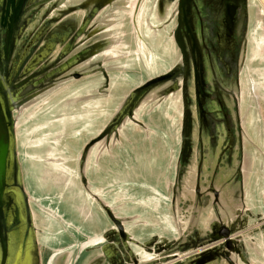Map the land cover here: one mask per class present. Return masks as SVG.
I'll return each instance as SVG.
<instances>
[{
    "label": "rangeland",
    "instance_id": "374dc122",
    "mask_svg": "<svg viewBox=\"0 0 264 264\" xmlns=\"http://www.w3.org/2000/svg\"><path fill=\"white\" fill-rule=\"evenodd\" d=\"M210 1L197 0L202 15L192 14L194 31L208 46L203 53L204 86L209 96L203 103L208 114L201 128L204 150L201 191L206 189L210 175L217 176L214 186L223 190L218 202L230 196L231 204L237 206L244 202L246 184L242 172L264 171V122H261V116L264 120V0H238L236 24L232 19L236 0L233 4L227 3L222 17V11L216 10ZM134 2L117 0L112 6L107 4L103 7L106 11H99L95 21L121 30L116 56L120 65L121 59L132 65L127 76L122 75L131 77L125 89L180 62L173 39L177 0H138L131 14ZM31 13L33 20L21 33L15 58L20 57L21 47L31 42L30 38L36 35L35 28L44 22L40 10ZM51 14L57 17V22L66 19L58 16V10L46 16ZM220 17L222 28L216 36ZM71 19H77L76 15ZM233 28L235 47L220 45L217 38L221 44L233 43ZM132 40L134 43L130 44ZM59 49L60 45H55L53 53ZM51 58L45 59L46 62ZM69 72L21 100L13 110L16 158L42 264H86L90 261L88 256L97 253L103 264H191L207 248L225 249L222 241L210 239L206 223L213 216L222 219L221 210L218 213L212 209L210 195L199 199L195 193L199 113L192 85L189 97L193 120L191 153L182 171L179 78L152 89V101L145 109L154 112L150 113L153 115L151 126L139 130L133 125L129 129L136 144L118 140L114 146L100 141L81 163L85 142L94 131L90 122L93 118L84 114L78 105L77 81ZM214 77L232 94L214 91ZM174 84L176 89L171 87ZM218 97L227 106L232 146ZM106 109L109 106L102 109L104 121L109 115ZM237 117L242 150L238 143ZM229 153L233 155L230 158ZM239 155L245 159L240 157L238 162ZM155 156L160 158L158 162L152 160ZM240 162L239 191L231 177H225L221 171L212 173L219 168L233 174ZM151 171H158L160 175L150 176ZM259 205L261 207L249 215L248 224H242L237 234L247 264H264V206L260 201ZM105 207L123 223L125 241ZM230 226L233 229V224ZM98 246L104 248V254ZM233 256L237 264H245L246 259L242 262L235 253ZM215 262L227 264L219 257ZM90 264L96 262L90 261Z\"/></svg>",
    "mask_w": 264,
    "mask_h": 264
},
{
    "label": "water",
    "instance_id": "95a60500",
    "mask_svg": "<svg viewBox=\"0 0 264 264\" xmlns=\"http://www.w3.org/2000/svg\"><path fill=\"white\" fill-rule=\"evenodd\" d=\"M51 0H1L0 11V27L5 28L4 44L0 50V71L4 74V83H1L0 79V264H6L7 243L9 236L14 238V241L18 243L20 239V225L21 219L19 216L18 206L15 201V194L13 191H8L11 187H17L21 196V207L24 212V218L26 228L30 231L32 236L31 240L34 245L32 254V264H39V252L37 249V243L33 234V226L31 224V213L27 204V196L21 184V177L19 173V165L16 158L15 150V127L13 110L16 104L13 102L24 100L30 95L35 94L41 87L46 86L49 82L54 81L56 77L69 72V76L77 78L80 76V72L75 69L80 64V61L86 59L88 49L86 47L80 48L82 43L79 42V37L85 34L87 27L92 23L94 14L105 7L107 2L103 0H87L92 4L88 9L86 16H84L81 22L77 26H73L71 22L66 19H71L72 16L78 17L82 10L83 4L75 3L72 6L67 7L64 10L55 9V5L46 13L43 14L44 22L36 27V35L32 41L23 49L26 51L28 46L34 41L32 50L28 53H24L25 57L20 62L19 66L15 69L11 68V61L14 56V50L16 48L17 40L21 34V23L26 13L39 5H42ZM74 1V0H73ZM189 0H179L177 7L178 10V25L174 31V40L179 47L182 54V64H175L169 70L152 78H149L142 84L133 88L116 112L112 119L102 128V130L89 140L83 147L80 160L85 161L88 150L98 141L108 137L112 132L118 129V126L125 117L132 118L133 111L138 102L155 86L166 81L175 79L179 74L182 75V104H183V117H182V133H181V155L185 157L191 130V114L187 101L188 87L187 80L189 76V61L187 57V51L185 44L181 36V24L183 19V12L185 10L184 4ZM138 2V0H137ZM136 2V3H137ZM134 5V11L137 4ZM99 4H101L99 6ZM133 7V6H132ZM131 7V8H132ZM60 17H65L57 22V17L53 14L46 16L48 12L57 11ZM78 13V14H75ZM182 13V17H181ZM74 20V19H72ZM76 20V19H75ZM74 20V21H75ZM185 22V21H184ZM68 24L70 29L65 35L63 26ZM186 24V22H185ZM51 26L57 29H50ZM54 33L55 36H52ZM65 37L63 38V36ZM59 41V42H58ZM59 44L60 49L56 53V58L47 63L45 59L53 57V48ZM93 46L95 44H92ZM98 46H96L97 48ZM95 48V47H94ZM21 50V49H20ZM22 51V50H21ZM21 55H23L21 53ZM20 55V56H21ZM46 63V64H45ZM44 64V65H43ZM103 74V78L107 84V75L104 69L99 68ZM172 87H176L175 84ZM10 95L7 96V94ZM3 102V103H2ZM84 176L82 175V178ZM198 190V188H196ZM105 211L110 220L116 226L123 241L126 239V232L124 231V225L121 220L113 214L109 207H105ZM14 215L13 223L8 224V220ZM27 229L25 230L24 239L27 237ZM233 229L228 227L223 222L215 220L210 225V239L212 241H222L225 246V250H213L207 248L200 252V258L197 260V264H204L210 262L215 256L220 255L226 259L229 264H235L230 257L231 251L239 252V255L244 259L240 253V249L236 243L239 239L234 240L232 237ZM12 233V235H9ZM25 247V241L23 240V248ZM247 262V261H245ZM11 264V263H9Z\"/></svg>",
    "mask_w": 264,
    "mask_h": 264
},
{
    "label": "crops",
    "instance_id": "0c3cea01",
    "mask_svg": "<svg viewBox=\"0 0 264 264\" xmlns=\"http://www.w3.org/2000/svg\"><path fill=\"white\" fill-rule=\"evenodd\" d=\"M104 2H107V4L111 5L114 4L117 0H103ZM135 2L132 4L133 10L134 5L137 2V0H134ZM75 3H81L83 4L82 10L80 13H83L81 16H78L77 19L74 21L72 19H66L71 22V24L74 26H77L82 18L86 16L88 9L92 6L90 5L91 2L87 0H51L50 2H46L42 5H39L36 8H33V10H37L41 12V16H43L44 13L49 11L54 5L55 9L64 10L69 6H72V4ZM137 4V3H136ZM107 7V5H105ZM107 8L99 11H106ZM132 9V8H131ZM97 11L94 14L92 23L87 27L85 34L81 35L79 37V42L82 43V46L80 48L86 47L88 49L87 51V58L80 61V64L76 66L75 69L78 72H80V76L75 78L77 81V101L78 105L81 106L84 110V114H88V117H92L93 121H90L92 123L93 127V134L89 136L85 144L91 140L94 136H96L102 128L112 119V117L116 114V112L119 110V108L122 106V104L125 102L127 97L129 96L131 90L135 88L136 86L140 85L141 83H138L136 85L130 84V86L126 88L128 84V78L131 80V77L128 76L127 78L122 76H127V71L129 72L132 69V65L127 60L121 59L122 65L119 64V58L117 55V49H119V37L118 33L121 32V30H117L112 25H105V24H97L95 23L97 16L99 15V12ZM110 11V9L108 10ZM133 14V11L132 13ZM102 15V14H101ZM64 21V19H63ZM33 27V24L31 25ZM36 29V28H35ZM132 34H134L135 29L134 27L131 29ZM133 38V36H132ZM134 40L130 41V44L134 43ZM92 44H95L94 46ZM96 46H98L96 48ZM95 47V48H94ZM121 49V48H120ZM125 62V66H123V62ZM99 68H103L106 75H107V84L106 81L103 78V74L100 71ZM70 73V72H69ZM163 72H160L158 74H161ZM156 74V75H158ZM130 75V74H129ZM154 75V76H156ZM153 76L149 77L152 78ZM125 78V82L123 81ZM147 78L146 80H148ZM144 80V81H146ZM143 81V82H144ZM123 82V83H122ZM151 92L153 90L151 89L136 105L133 111V117H125L120 125L118 126V129L114 132H112L108 137L100 140L102 142L107 141L108 145H116L117 141L119 140L124 141L126 143H132L136 144L135 138L131 137V132L129 129H132L134 126H136L139 130L147 129L151 126V122L153 121V115H150L151 111L150 108L148 110H145L146 107L149 105V103L152 101V96H150ZM108 101V103H107ZM105 103V104H104ZM105 106L109 109L105 110V113L109 112V115L105 117V121L103 120L102 116V109ZM142 112V115L140 116V112ZM262 112V111H261ZM154 113V112H153ZM108 114V113H107ZM86 115H84L85 117ZM264 118V117H263ZM91 119V118H90ZM261 122H264L261 116ZM134 125V126H133ZM117 135L116 138H114L112 135ZM263 137H261L262 139ZM100 141L96 142L88 151L87 156L89 155V152L95 147L96 144L101 143ZM105 143V142H104ZM86 156V158H87ZM156 158H152V160H156L157 162L160 160L158 156H155ZM255 157H257L255 155ZM254 157V162L255 158ZM149 160V159H148ZM244 177V183L246 184L244 186V195L243 200L241 204L237 206H233L231 204L230 199L231 197L228 196V198L224 202H220V210L222 213V221L227 225H234V232L232 233L233 238H237L238 230L241 228L240 226L242 224H248V218L251 213H254L258 208L261 207L259 204V201L264 206V171L262 169L260 170H248V172H242ZM150 176H159L160 174L154 171H151L149 174ZM238 190V187H237ZM239 191V190H238ZM220 194H222L223 190H219ZM237 200H240L237 195ZM254 210V211H253ZM247 213L246 216H242L244 213ZM243 218L244 221L241 222L240 219ZM210 224H207V226ZM195 226L197 227V224L195 222ZM239 241V240H238ZM101 252L104 254V248H101ZM100 255L92 254L88 256L90 261L100 262ZM96 258V259H95ZM89 260L86 261V264H90ZM99 264H103L100 262Z\"/></svg>",
    "mask_w": 264,
    "mask_h": 264
},
{
    "label": "flooded vegetation",
    "instance_id": "af4514ba",
    "mask_svg": "<svg viewBox=\"0 0 264 264\" xmlns=\"http://www.w3.org/2000/svg\"><path fill=\"white\" fill-rule=\"evenodd\" d=\"M196 1L197 0H189V1H187V3L184 4L185 10L183 12V19L181 21L182 22V24H181V36H182L184 44H185V49L187 51V57H188V61H189V76H188V80H187V87H188V89H187V91H188L187 101H188L190 114H191V130H190V136H189V144H188L187 152H186V155H185L184 158H182V155H181V143H180V161H182V163H181V171L183 170L185 162H186V160L188 159V156L191 153L190 137H191V133H192V126H193L192 122H193V120H192V112H191V105H190V98L189 97H190V91H191V88H192L193 94H194V97H195V100H196L197 108H198V113H199V132H198L199 159H198V163H197L196 177H195V179H196L195 190H196V188H198V190H196L195 193L198 195L199 199H201V198H203V197H205L207 195H210V204L212 203L211 204L212 209H216V211L219 213L220 205H219V208H218V204L217 203L220 204V201L218 202V196H219L220 192L214 186V181L216 180L217 176H213L212 177V175H210V179L208 181V184H206V187H205L206 189L204 191H201V189H202L201 180H202L203 175H204V174H202L203 173L202 172V165H203V161H204V150H203V143L201 141V128H202L203 124L204 125L206 124V122H207V114H208V111L204 108L203 103H204V99L207 96H209V94L205 91V86H204L205 85V77H204L205 64H204L203 53L208 48V46H207L206 42L203 40L204 38L197 36V34H196V32L194 31V28H193V25H194L193 20H192L193 12L196 15L198 13H199V15H202L201 14L202 11L200 10V8H199V6H198ZM210 2H211L212 5H214V8H216V10L222 11L221 14H220V16L222 17L223 15H225V6L227 5V3L229 2V3L233 4V3H235V0H211ZM178 4H179V0H177V7H178ZM239 4H240V1L236 0V3L234 5V7H233V13H232L233 14L232 15L233 21H234V15H235L236 9H237ZM0 11H1V3H0ZM32 11H34L33 8L30 9L26 13L25 17L23 18L22 23H21L22 27H21V30H20L21 33L23 32V29L26 27L27 24H31V22L33 20L32 19L33 14L31 13ZM27 14H29V15H27ZM176 17H177V21H176V25H175L174 31L177 28V25H178V22H179L178 21V10H177ZM181 17H182V13H181ZM221 17L219 19L218 30L215 31L216 32V36H218V32L222 28ZM184 21L186 22V24H185ZM234 23H235V21H234ZM234 28H235V26H234ZM234 28H233V31L231 33V37H233L234 41H233V43L231 45L228 44L227 41H225V43L221 44L219 42L218 38H217V42L220 45H222V46H230V48L235 47V44H234L235 43ZM174 31H173V35H174ZM20 36H21V34L18 37L17 44L19 42ZM33 37L30 38L31 39L30 41H32ZM4 38H5V28L0 27V50L2 48V45L4 44ZM173 39H174V36H173ZM34 43L35 42L33 41L31 43V45L28 46L26 51H24L23 49H25V47L28 44H26L24 47L23 46L21 47V50H22L21 53L23 55H21L19 58H18V56L16 58L13 56V59L11 61V68L15 69V68H17L19 66L20 62L25 57L24 53L30 52L32 50L33 46H34ZM17 44H16V47H17ZM175 44H176V42H175ZM176 46H177V44H176ZM177 49H178L179 58H180V62L178 64H182L181 63L182 62V54H181V51H180L178 46H177ZM58 52H56V53H58ZM14 53H15V50H14ZM56 53L53 55V57L47 63L53 61L56 58L55 57L57 55ZM164 72H166V71H164ZM3 76H4V74L0 71L1 83H4V81H5ZM178 78H179V81H180V88L179 89H180V95H181V100H182V88H181L182 75L179 74L175 79H178ZM175 79H173V80H175ZM216 83H217L218 87H216ZM190 84L192 85L191 88H190ZM174 88L176 89V87H174ZM213 88H214V91H216L217 93L219 91H224V92H228V93L232 94V91L223 88V86L221 85V83L219 82V80L216 77H214V87ZM8 95H10V93H8L7 96ZM217 95H219V94H217ZM1 98L2 97L0 95V100H1ZM233 98H235V97H233ZM20 101L17 100L15 102H13V104L14 103L16 104V102H17V104H19ZM217 101L219 103L220 110H221L222 114L225 117V122H226V127H227V135H228V138H229L230 146H232L233 132L231 130V127H230V124H229V120H228V117H227L228 116V111L226 109L227 106L223 103V101L219 97L217 98ZM235 107H236V105H235ZM233 108H234V105H233ZM182 117H183V104H182ZM236 126H237V130H238V134L237 135H238L239 148H240V150H242L241 127L238 124V117H237V125ZM181 133H182V126H181ZM87 154H88V152H87ZM87 154H86V156H87ZM227 156L230 158L233 155L231 153H229V154H227ZM240 157L245 159L244 157H242V155H239L238 162L241 161ZM85 160H86V158H85ZM83 162H81V163H83ZM218 171H221L222 173H224L225 177H231V180H234L233 182H235L237 184V187H239V182L238 181L240 180V177H241V175H240L241 174V162L239 163L238 167L235 168V170H234L235 174L234 173L231 174L230 170H226V169L219 170V168H216V169L212 170V173L213 172H218ZM226 181H227V179H226ZM16 189H17V187H11V188L8 189L7 192L13 191L14 194H15V198H16L15 201H16V204L18 206L19 216H20V219L22 220L21 221V225H20V229H19V231H20V233H19L20 239H19L18 243H16L14 241V238L9 236L8 243H7V253H8V255L6 257V264H9V263H11V264H32V261H33L32 259L33 258H32V254H30V252L33 251L34 245H33V242L31 240L32 236L30 235V231L25 226L26 223H25V218H24V212H23V209L21 207V196H20V194L17 193ZM27 204H28V201H27ZM28 206H29V204H28ZM211 206H209V207L211 208ZM206 210H207V208H206ZM200 212H202V211H200ZM246 214L247 213L245 212L242 216L244 217V216H246ZM13 219H14V215H12V217L8 220V224H12L13 223ZM215 220L223 222L221 220V218H218L217 216H213L211 219L207 220L206 223L211 225L212 222L215 221ZM240 221L243 222L244 219L241 218ZM31 224L33 226L32 218H31ZM196 224H197V222H196ZM210 225H208L209 228H210ZM230 228H231V226H230ZM232 228L234 229L235 226L233 225ZM26 229H27L28 235L24 239V236H25L24 233H25ZM33 234L35 236V240H36V243H37V237L35 235L34 227H33ZM9 235H12V233H9ZM23 240L25 241V247L24 248H23ZM236 245L240 249V253L242 254L243 258L246 259V261H247V262H245V264H247L248 260H247L246 256L244 255L242 245H239L238 241H237ZM98 248H99V250H101L100 246H98ZM37 249H38L39 258H40L39 264H42V257H41V253L39 251L38 243H37ZM222 250H225V249H222ZM233 253H235L236 256H239V258L242 260V257L239 255V252L231 251L229 255H230L231 259L234 262L236 260L234 259ZM218 257L222 258V259H224L226 261L225 258H223L220 255H217V256L214 257L212 262L211 261L210 262H205L204 264H216L215 261L217 260ZM199 258H200V256H196L191 261L192 262L191 264H197V262H198L197 260ZM242 262H244V261L242 260ZM99 263L100 262H96V264H99ZM226 263L229 264L227 261H226ZM235 264H237V263L235 262Z\"/></svg>",
    "mask_w": 264,
    "mask_h": 264
},
{
    "label": "bare ground",
    "instance_id": "6f19581e",
    "mask_svg": "<svg viewBox=\"0 0 264 264\" xmlns=\"http://www.w3.org/2000/svg\"><path fill=\"white\" fill-rule=\"evenodd\" d=\"M67 26H68V24H66V25L63 26V30H65V35H67V32H68V30L70 29V27H67ZM52 34H53L52 36H55L54 33H52ZM65 35H61V36H63V38H64ZM16 190H17V193L20 194V193H19V190H18V189H16ZM18 194H17V195H18Z\"/></svg>",
    "mask_w": 264,
    "mask_h": 264
}]
</instances>
